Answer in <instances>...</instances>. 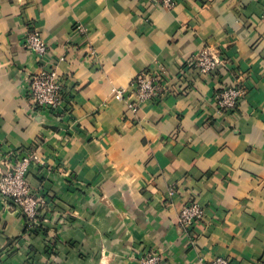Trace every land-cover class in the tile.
Returning <instances> with one entry per match:
<instances>
[{"label": "crops", "instance_id": "obj_1", "mask_svg": "<svg viewBox=\"0 0 264 264\" xmlns=\"http://www.w3.org/2000/svg\"><path fill=\"white\" fill-rule=\"evenodd\" d=\"M31 29L64 80L57 114L24 95L43 67ZM204 50L223 60L210 75L188 69ZM152 71L169 91L133 115L112 90ZM231 86L246 94L218 117ZM32 153L48 233L0 194V264H264V0H0V163ZM187 202L204 209L191 233L177 223Z\"/></svg>", "mask_w": 264, "mask_h": 264}, {"label": "built area", "instance_id": "obj_2", "mask_svg": "<svg viewBox=\"0 0 264 264\" xmlns=\"http://www.w3.org/2000/svg\"><path fill=\"white\" fill-rule=\"evenodd\" d=\"M165 9L175 6L176 0H151ZM78 34H85L83 26H76ZM24 46L33 53L38 61L43 64L40 71L28 75L24 79V95L31 106L40 108L53 114L61 111L64 94V80L58 70L50 66L52 59L47 41L37 29L26 31L23 40ZM223 64L222 57L208 50L200 52L188 62V69L197 74L210 75ZM169 91L164 71H152L139 75L130 88L112 90L116 101L123 102L129 113L135 115L139 107L145 102H154L163 97ZM246 94V90L239 86H231L218 92L214 97L215 115L224 117L236 113L240 99ZM35 165L42 167L41 158L32 153L24 157L19 164H13L6 156L0 163V194L13 202L21 210L24 216L33 225H41L49 212V206L43 192H35L28 183V172ZM204 217V209L198 203L187 202L179 210L177 223L186 233L193 232L198 221ZM48 247L55 249L56 239H47ZM137 264H163L160 255L152 252L144 253L136 262ZM208 264H231L226 257H214Z\"/></svg>", "mask_w": 264, "mask_h": 264}, {"label": "trees", "instance_id": "obj_3", "mask_svg": "<svg viewBox=\"0 0 264 264\" xmlns=\"http://www.w3.org/2000/svg\"><path fill=\"white\" fill-rule=\"evenodd\" d=\"M38 228V230L39 231H42V233H44L45 235H47V229H45L42 225L41 226H38L37 227ZM49 250L52 252V253H54V250L53 249H51V248H49Z\"/></svg>", "mask_w": 264, "mask_h": 264}]
</instances>
